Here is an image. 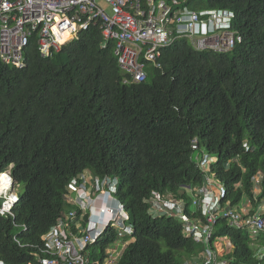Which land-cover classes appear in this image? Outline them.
Returning <instances> with one entry per match:
<instances>
[{
    "label": "trees",
    "instance_id": "16d2710c",
    "mask_svg": "<svg viewBox=\"0 0 264 264\" xmlns=\"http://www.w3.org/2000/svg\"><path fill=\"white\" fill-rule=\"evenodd\" d=\"M187 4L232 10L242 41L216 52L181 38L161 50V68L148 66L142 82L124 83L113 41L104 46L93 25L47 58L34 35L22 67L0 60V172L11 166L21 186L11 214H0L4 264L37 263L44 233L70 209L86 224L88 213L64 197L84 171L118 180L115 195L133 227L118 264H185L200 252L179 219L149 208L155 191L183 202L189 217H201L191 192L206 183L205 155L224 188L222 205L239 209L249 199L255 211L264 200V0ZM116 235L108 227L87 246L89 264ZM213 236L231 242L227 264H264V230L252 235L220 219Z\"/></svg>",
    "mask_w": 264,
    "mask_h": 264
},
{
    "label": "built area",
    "instance_id": "2783aa9c",
    "mask_svg": "<svg viewBox=\"0 0 264 264\" xmlns=\"http://www.w3.org/2000/svg\"><path fill=\"white\" fill-rule=\"evenodd\" d=\"M189 1L0 0V60L22 67L24 48L34 35L40 55L46 58L82 29L93 25L100 29L104 46L113 41L117 63L126 75L124 83L142 82L148 66L161 68V50L181 38H187L196 50L216 52L230 51L241 41V35L232 28V11L191 9ZM202 162L203 159L201 165ZM202 167L206 171V183L195 187L192 198V205L200 210L201 217H189L182 202L164 199L155 191L151 192L150 202L156 208L154 215L166 213L177 217L183 232L199 244L200 252L185 264H226L213 239L214 225L225 219L230 226L258 235L264 230V200L255 211L250 210L249 199L244 200L239 209L222 205L224 188L208 166ZM88 175L89 172L84 171L73 177L64 195L68 202L88 213L86 224L79 222L76 209H70L44 233L38 262L29 264H89L90 259L85 254L87 246L95 243L108 227L116 230V238L93 263L118 264L130 241L127 237L133 232L124 204L115 197L118 180ZM211 176H215L218 184L217 193L206 189V184L212 183ZM261 178L260 172L253 177L254 192L257 189L259 193ZM13 189L9 172L1 173V215L11 214L18 201ZM18 227L26 230L24 224ZM13 239L23 246L17 234ZM0 264L4 262L0 260Z\"/></svg>",
    "mask_w": 264,
    "mask_h": 264
},
{
    "label": "rangeland",
    "instance_id": "374dc122",
    "mask_svg": "<svg viewBox=\"0 0 264 264\" xmlns=\"http://www.w3.org/2000/svg\"><path fill=\"white\" fill-rule=\"evenodd\" d=\"M195 153H196V155H197V157H201L202 156V153H203V151L201 152V150H196L195 151ZM211 160H213V158H211V157H209V156H205L204 158H203V162H202V165L201 166H208L209 164H210V161ZM214 162V161H213ZM227 164V163H226ZM10 168V166L8 167V169ZM9 171V170H8ZM89 175H91L90 173H89ZM88 175V176H89ZM89 179H90V177H89ZM211 179H212V183L211 184H209V183H207L206 184V189L208 190V191H212V192H216L217 193V190L219 189L218 188V184L216 183V181H215V176H211ZM21 189V186H18L17 187V190H20ZM186 191H187V193L190 195V191L188 190V189H186ZM192 194H193V192H191ZM255 194H258V192H257V189L255 190V192H254ZM193 196V195H192ZM241 204V203H240ZM68 208H69V206H66V210H68ZM250 210L251 211H253L254 210V208H252V207H250ZM149 212L150 213H152V214H155V212H156V208L155 207H153V206H151L150 208H149ZM176 219H178L177 217H175ZM226 241H228L227 240V238H222V239H219L217 242H216V245H217V247L219 248H221V247H223V249L221 248L220 250L221 251H224V246H225V244H226ZM229 242V241H228ZM199 248H200V246H198ZM262 252V251H261Z\"/></svg>",
    "mask_w": 264,
    "mask_h": 264
},
{
    "label": "clouds",
    "instance_id": "9594fccd",
    "mask_svg": "<svg viewBox=\"0 0 264 264\" xmlns=\"http://www.w3.org/2000/svg\"><path fill=\"white\" fill-rule=\"evenodd\" d=\"M206 9H211V8H206ZM221 9H222V8H221ZM223 9L225 10V8H223ZM226 10H230V9H226ZM230 11H232V10H230ZM232 12H233V11H232ZM233 13H234V12H233ZM234 19H235V14H234V18H233L232 21H231V24H232V28H233V29H234V27H233V20H234ZM82 30H83V29H82ZM236 31H237V30H236ZM237 32L240 34L239 31H237ZM78 34H79V33H78ZM78 34H77V35H78ZM240 35H241V34H240ZM75 37H77V36H75ZM75 37H73V38H75ZM241 37H242V35H241ZM73 38H71V39H73ZM71 39L65 41L63 44H65L66 42L70 41ZM242 39H243V37L241 38V41H242ZM241 41H240V42H241ZM240 42H238L237 44H239ZM63 44H62V45H63ZM237 44H236V45H237ZM62 45H61V46H62ZM236 45H235V46H236ZM61 46H60V48H61ZM235 46H234V48H235ZM60 48H59V49H60ZM234 48H233V49H234ZM59 49H58V50H59ZM233 49H231L230 51H232ZM56 51H57V50H56ZM230 51H227V52H230ZM48 57H49V56H48ZM43 58H44V57H43ZM46 58H47V57H46ZM8 170H9V171H8ZM5 172H9L11 178L13 179V182H14V189H13L12 191L15 192V193L18 195V192H19V190H17L18 185L16 184L14 178L12 177V174H11V166H10L9 169H6L5 171L0 172V174H1V173H5ZM260 173H261V172H260ZM261 174H262V173H261ZM115 197H116V195H115ZM0 198H3V197H0ZM116 198H117V197H116ZM18 199H19V197H18ZM119 201H120V200H119ZM17 202H18V201H17ZM17 202H16V203H17ZM120 202H121V201H120ZM121 203H122V202H121ZM241 204H242V203H241ZM241 204H240V205H241ZM182 205H183V209H184V203H183V202H182ZM124 207H125V206H124ZM239 207H240V206H239ZM125 210H126V208H125ZM198 210H199V209H198ZM199 211H200V210H199ZM200 213H201V212H200ZM127 214H128V213H127ZM191 218H192V217H191ZM222 238H226V237H218V236L214 237V236H213V239H214L216 242H217L219 239H222ZM227 240H228V239H227ZM228 241H229V240H228ZM228 241H227V243H228ZM228 245H230L229 250H228L227 252L225 251V252L222 254L221 258H224V259H225L224 256L230 252V250H231V248H232V244H231L230 241H229V244H228ZM224 247H225V246H224ZM225 260H226V259H225ZM226 261H227V260H226ZM226 264H227V263H226Z\"/></svg>",
    "mask_w": 264,
    "mask_h": 264
},
{
    "label": "crops",
    "instance_id": "0c3cea01",
    "mask_svg": "<svg viewBox=\"0 0 264 264\" xmlns=\"http://www.w3.org/2000/svg\"><path fill=\"white\" fill-rule=\"evenodd\" d=\"M229 244V242L227 243V241H226V244H225V247H224V251H221L220 249L222 248L223 249V247H217V251H218V253L219 254H223L225 251L227 252L228 250H229V248H230V245H228Z\"/></svg>",
    "mask_w": 264,
    "mask_h": 264
}]
</instances>
